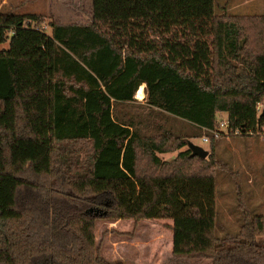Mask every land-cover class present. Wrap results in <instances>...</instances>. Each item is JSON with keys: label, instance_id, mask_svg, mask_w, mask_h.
I'll return each mask as SVG.
<instances>
[{"label": "trees", "instance_id": "trees-1", "mask_svg": "<svg viewBox=\"0 0 264 264\" xmlns=\"http://www.w3.org/2000/svg\"><path fill=\"white\" fill-rule=\"evenodd\" d=\"M167 7L186 29L202 14ZM122 11L154 38L120 41ZM163 19L146 0H92L90 22L47 32L40 15L0 10V264H121L95 246L99 219H169L172 257L264 264V215L215 235L218 137L206 158L185 148L221 113L230 133L264 130V15H213L192 42L164 38ZM142 84L146 116L123 112Z\"/></svg>", "mask_w": 264, "mask_h": 264}, {"label": "rangeland", "instance_id": "rangeland-1", "mask_svg": "<svg viewBox=\"0 0 264 264\" xmlns=\"http://www.w3.org/2000/svg\"><path fill=\"white\" fill-rule=\"evenodd\" d=\"M146 1L151 9H161L164 13V19L158 23V27L163 30L166 25L168 30L162 36L170 38L171 33L176 32L180 42H192L191 39L198 37L209 40L210 36L206 35L213 15H264V0H192L193 3L200 4L202 14L193 19L192 28L186 29L180 21L172 20L167 0ZM8 3L16 5L12 12L44 15L42 25L46 26L47 32H50L47 26L50 20L63 23L91 21L92 0H8ZM122 12L124 17L114 25L116 32L120 34V41H129L134 34L154 38L150 32H145L142 23L129 18L125 11ZM106 27L109 28L108 23H104L103 29ZM7 47L8 41L0 44V49ZM145 97L144 94L143 98H136L135 93L134 100L122 106L123 112L146 116L148 106ZM260 108L264 109V103L260 104ZM222 118L225 119L226 115L218 114L217 122ZM183 128L185 129V124ZM205 134L208 132L201 129L200 136L190 141L208 150L209 154V142L201 141ZM213 154L219 165L214 172L215 235L222 238L239 232L246 211L251 215H264V130L252 134L248 132L246 135L229 133L228 136H219L214 141ZM171 224L169 219H142L137 222L120 220L114 223L99 219L94 227L95 246L99 254L112 263L212 264L208 258H175L169 255L172 232L168 226ZM257 240L264 243V235L258 236Z\"/></svg>", "mask_w": 264, "mask_h": 264}, {"label": "built area", "instance_id": "built-area-1", "mask_svg": "<svg viewBox=\"0 0 264 264\" xmlns=\"http://www.w3.org/2000/svg\"><path fill=\"white\" fill-rule=\"evenodd\" d=\"M262 109L260 108V104L257 107V112L259 113ZM228 121L225 118H222L221 120H219V124L216 128L214 129H205L203 128L204 131H207L208 134H211L215 137H219V136H223V135H229L230 131L228 130ZM241 133L239 130H236L234 133H230V134H238ZM205 134L201 137V141L202 142H209V135ZM249 134H252V132H249Z\"/></svg>", "mask_w": 264, "mask_h": 264}, {"label": "crops", "instance_id": "crops-1", "mask_svg": "<svg viewBox=\"0 0 264 264\" xmlns=\"http://www.w3.org/2000/svg\"><path fill=\"white\" fill-rule=\"evenodd\" d=\"M48 3H49V1H47V6H49ZM15 7H16V5H12V4L9 5L8 0H0V10H2V11H11V10L14 11ZM34 14L40 15L43 18H45L44 15H41V14H38V13H34ZM55 21L56 22H59L57 20H55ZM142 85H143V88H144V84H142ZM144 94L145 93H143V97H144ZM133 98H135V94H134ZM139 99H141V98H139ZM175 154H176V151L163 154L161 157L164 160H168L169 161V160H171L175 156ZM157 220H163V219H157ZM117 221H120V220L112 221V223L117 222ZM170 246H172V237H171V241H170ZM170 250H171V248H170ZM169 255H171V251H170V254Z\"/></svg>", "mask_w": 264, "mask_h": 264}, {"label": "water", "instance_id": "water-1", "mask_svg": "<svg viewBox=\"0 0 264 264\" xmlns=\"http://www.w3.org/2000/svg\"><path fill=\"white\" fill-rule=\"evenodd\" d=\"M187 147L191 150L192 156H199L201 158H206L208 155V150L204 149L200 145L194 144L192 141H188Z\"/></svg>", "mask_w": 264, "mask_h": 264}, {"label": "bare ground", "instance_id": "bare-ground-1", "mask_svg": "<svg viewBox=\"0 0 264 264\" xmlns=\"http://www.w3.org/2000/svg\"><path fill=\"white\" fill-rule=\"evenodd\" d=\"M137 98H143V85H141L138 90L136 91Z\"/></svg>", "mask_w": 264, "mask_h": 264}]
</instances>
